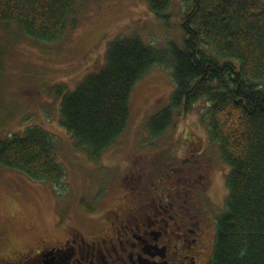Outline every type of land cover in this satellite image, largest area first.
Segmentation results:
<instances>
[{"label": "trees", "instance_id": "1", "mask_svg": "<svg viewBox=\"0 0 264 264\" xmlns=\"http://www.w3.org/2000/svg\"><path fill=\"white\" fill-rule=\"evenodd\" d=\"M168 24L170 0H143ZM181 47L156 49L139 37L109 42L103 64L74 89L57 90L59 123L75 150L97 160L124 132L129 96L154 65L171 67L168 106L146 130L157 137L174 112L207 105V131L228 166L225 209L215 222L209 264H264V0H183ZM75 0H0V29L53 43L66 31ZM1 54V52H0ZM53 137L38 126L0 137V167L60 185L65 176Z\"/></svg>", "mask_w": 264, "mask_h": 264}, {"label": "rangeland", "instance_id": "2", "mask_svg": "<svg viewBox=\"0 0 264 264\" xmlns=\"http://www.w3.org/2000/svg\"><path fill=\"white\" fill-rule=\"evenodd\" d=\"M185 7L183 0H170L165 24L143 0H75L66 31L53 43L27 38L14 24L0 29V137L30 126L42 128L53 137L56 160L65 171L63 182L54 186L0 167V262L52 228L69 226L72 221L77 227L90 226V217L104 214L101 200L124 194L114 185L119 182L118 170L130 162L153 169L164 163L169 149L174 153L168 156L178 164L189 138L196 144L189 143L186 156L193 151L199 163H212L211 194L222 214L229 168L208 135L205 102L198 101L186 114L174 112L170 125L157 137L146 130L148 120L168 106L174 88L168 64L152 66L135 83L126 128L97 160L75 150L59 123L56 89L72 90L96 71L115 38L137 36L156 49L169 43L181 47L179 24ZM195 148L203 154L196 156L201 150Z\"/></svg>", "mask_w": 264, "mask_h": 264}, {"label": "flooded vegetation", "instance_id": "3", "mask_svg": "<svg viewBox=\"0 0 264 264\" xmlns=\"http://www.w3.org/2000/svg\"><path fill=\"white\" fill-rule=\"evenodd\" d=\"M186 140L178 164L169 149L153 169L130 162L118 170L114 185L124 194L101 200L104 214L90 217V226L52 228L0 264H209L221 210L211 194L212 163L186 156L196 144Z\"/></svg>", "mask_w": 264, "mask_h": 264}]
</instances>
